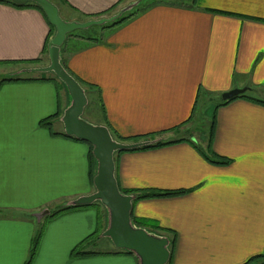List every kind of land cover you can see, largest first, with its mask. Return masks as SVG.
Returning <instances> with one entry per match:
<instances>
[{"label": "crops", "instance_id": "obj_1", "mask_svg": "<svg viewBox=\"0 0 264 264\" xmlns=\"http://www.w3.org/2000/svg\"><path fill=\"white\" fill-rule=\"evenodd\" d=\"M58 1L61 18L86 22L109 18L131 0ZM108 26L71 33L60 47L63 65L86 86L88 104L91 98L104 115L95 124L107 122L121 138L175 142L115 154L117 185L184 192L134 200L131 217L174 232L169 264H246L252 258L264 264V105L235 99L214 109L213 157L205 150L207 131L196 137L184 129L196 124L209 101L221 103L231 90L246 88L264 101V0L154 3ZM53 35L38 9L0 3V68L10 70L1 77L45 59ZM64 89L57 81L0 86V264H25L40 223L34 215L44 209L50 215L31 264H138L133 255L117 254L109 240L106 251H90L102 255L72 258L107 227L95 205L51 217L94 192L88 145L40 126L60 114L52 131L64 133ZM221 159L227 164L212 163Z\"/></svg>", "mask_w": 264, "mask_h": 264}, {"label": "water", "instance_id": "obj_2", "mask_svg": "<svg viewBox=\"0 0 264 264\" xmlns=\"http://www.w3.org/2000/svg\"><path fill=\"white\" fill-rule=\"evenodd\" d=\"M142 1L138 0L129 4L109 18L68 22L60 17L57 6L49 0H0V2H10L16 6L27 4L38 6L48 24L54 28V35L47 45L48 65L22 70L11 78L23 74H53L63 84L69 98L68 107L60 117L63 134L89 145L96 161V173L92 180L94 192L66 203L63 208L89 207L96 202L100 203L107 211V227L101 234L102 238L108 239L116 250L131 253L138 264H167L170 258L169 240L134 225L131 217L134 196L122 193L115 178V154L136 150L152 143L118 142L112 138L106 126L92 125L82 119L83 111L88 103L85 90L60 63V47L69 34L77 30L111 25L123 15L139 7ZM247 91L246 88L234 89L222 94L220 98L223 102L229 101ZM49 215V210L44 209L34 217L37 222H40Z\"/></svg>", "mask_w": 264, "mask_h": 264}, {"label": "trees", "instance_id": "obj_3", "mask_svg": "<svg viewBox=\"0 0 264 264\" xmlns=\"http://www.w3.org/2000/svg\"><path fill=\"white\" fill-rule=\"evenodd\" d=\"M49 1H51L53 3L52 0H49ZM120 1H123V0H120ZM0 3L12 6L14 8H28V7L36 8L43 14L42 10L38 6H36L34 4H27V5H24V6H16V5H14V4L10 3V2H0ZM189 3L191 5H193L194 4V0H190ZM116 7H117V5L114 6L112 8V10H114ZM141 9H143V8L134 9L132 12L123 15L119 20H117L116 22H113L108 27L123 23L124 21L130 19L131 17H133L134 15L139 13L141 11ZM44 17H45V15H44ZM96 17L97 16H95L94 18H96ZM50 28H52L54 30V28L52 26H50ZM44 54H45V57H47V55H46L47 54V50L44 52ZM38 62L39 61L28 62V63H25V64L26 65H33V64H37ZM60 63L64 67V69L68 72L66 67L63 65L61 59H60ZM70 75H72V74H70ZM35 81L47 82V81H55V79L45 78V77H43V75H41L40 77H36L35 78V77L29 76L27 74L26 75H20V76L14 77V78H11V77H0V86L2 84L6 83V82H35ZM79 84L85 90L86 86L84 84H82L81 82H79ZM85 94H86V97H87V94H88L87 90H85ZM235 99H245V100H249V101L264 105V101H260V100L254 99V98L250 97L248 94L245 93V94L240 95V96H238V97H236V98H234L232 100L225 101V102L221 101V103L216 105L215 109H217L218 107L227 105L228 103H230L231 101H233ZM59 116H60V114H55L54 116H50L48 118L43 119L42 121H40V126L45 128V129H47L53 136H63L64 138L77 141L74 138L67 137L64 134H59V133H55V132L52 131V121L58 119ZM192 119H193V115H192V118H190L186 123H188V124L191 123ZM214 122H215V116L213 115L211 124H210V126H208V129H207V132H206V135H207L206 138L207 139H206L205 150L211 156L213 155V152H212V149H211V145H212ZM104 125L109 129L112 138L114 140L118 141V142H121V143L151 142L152 143V144H150L148 146H145V147H142V148H139V149H136V150H132V151H144V150L157 149V148H160V147L175 143V142H170V141H168V142L150 141L149 139H153L154 136H138V137H133V138H121L109 128L107 122H105ZM91 150H92V148L88 145V164H89V166H88L89 167V169H88V178H89L90 183L92 184L93 177L95 176V173H96V161L94 160V158H93V156L91 154ZM212 163L219 164V165H224V164H227V161L221 159L219 162H212ZM120 191L122 193L126 194V195L134 196V200L135 201H137V200H148V199L170 198V197H176V196H180V195L184 194L183 191H172V192L141 191V192H138V191H129V190H121V189H120ZM70 209H73V208H59L51 217H54L57 214H59L61 212H64V211H68ZM132 222L134 223V225L136 227L144 228L149 233H153V234H156L158 236H164V237H166L169 240L170 258H169V261L167 263V264H169L170 260H171V257H172L173 248H174L175 239H176V236H175L174 232H172L170 230H165V229L159 228L158 226L147 224L146 222L136 221L133 218H132ZM41 237H42V231L37 232L36 235L34 236V238L32 240V248L30 250L28 259L25 262V264H31L32 263V261H33V259L35 257L37 246H38V243H39ZM91 239L92 238H88L87 240H85V242H82L76 249H74L71 252L72 258L73 257L79 258V257H90V256L102 255V254H98V253H94V252H90V251H85L84 250L85 246L88 245L89 240H91ZM120 253L121 254L132 255L131 253L124 252V251H118L117 254H120ZM256 259L257 258H252L246 264H261V263L253 262Z\"/></svg>", "mask_w": 264, "mask_h": 264}, {"label": "rangeland", "instance_id": "obj_4", "mask_svg": "<svg viewBox=\"0 0 264 264\" xmlns=\"http://www.w3.org/2000/svg\"><path fill=\"white\" fill-rule=\"evenodd\" d=\"M53 2L55 1L57 4H59L58 0H52ZM138 0H131L129 3L124 2L120 5V8L118 9L121 10L122 8H125L126 6H128L131 3L137 2ZM54 2V3H55ZM165 3V2H178L181 5H186L190 2V0H143L140 4L139 8H145L148 7L151 4L154 3ZM116 14V13H115ZM60 17H65L62 16V14ZM64 21L65 18H62ZM89 30V29H88ZM93 30V29H92ZM54 31V30H53ZM84 32H86L85 30H77L75 32H73V34H83ZM48 65V59L47 57H45V59H43L41 62H38L36 65H24L23 67L20 68L19 71L25 70V69H31V68H36V67H46ZM10 70L5 69L4 71L2 70V68H0V77L6 73L9 72ZM12 71V70H11ZM26 75V74H23ZM29 76L32 77H40L41 75H43V77L45 78H51V79H55V81H57L58 84H60V86H62V88H64L63 84L56 79V77L51 74H27ZM65 90V89H64ZM91 98H90V104L87 103V106L85 107L83 114H82V119H84L86 122L92 124V125H96L95 123L99 122L101 119L104 118V115L100 109L99 106L93 105L91 103ZM219 103L218 99L215 100H211L208 102V104L206 106H204L200 111H198L197 113V121L196 124H189L186 125L184 127V129L186 130L187 134L190 135H194L196 137H199L201 132L207 131L208 126H210L213 115H214V109L216 107V105ZM97 204V205H96ZM96 208V211L98 213V219L100 218L101 220L104 219V216L107 217V211L106 209L100 204V203H94ZM51 210H53V208H51ZM47 218L48 216H45L39 223L38 226V232L44 230V227L47 224ZM99 231V230H98ZM108 239L102 238L101 234H99V232L96 233V235L91 239V241L89 240L88 245L85 246L84 250L85 251H106L107 247L109 246L107 242ZM110 248V246H109Z\"/></svg>", "mask_w": 264, "mask_h": 264}]
</instances>
